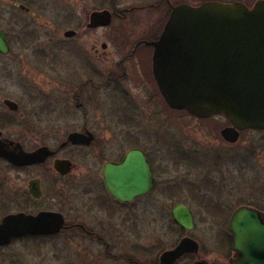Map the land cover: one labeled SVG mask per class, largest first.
<instances>
[{"label": "flooded vegetation", "instance_id": "af4514ba", "mask_svg": "<svg viewBox=\"0 0 264 264\" xmlns=\"http://www.w3.org/2000/svg\"><path fill=\"white\" fill-rule=\"evenodd\" d=\"M133 1L135 4L122 7L118 0H83L84 6L88 4L92 10L87 29L118 26L124 30L147 29L149 33L143 37L122 39L124 56L116 69L105 70L107 58L100 62L99 69L88 62L87 69H81L86 63L79 59V70H86L88 79L70 92L81 117L76 119L75 128L69 132H60L53 125L50 126V119L40 116L41 112L44 115L47 110L50 99L44 98V91L38 87L40 82L35 79L39 75H54L56 87L62 89L58 80L61 60L56 55V60L52 57L48 63V49L43 45H34L29 37L32 19L41 23L39 13L52 8L55 2L10 1L12 12L9 29L7 31L0 27L9 49L6 54L0 52V73L31 79L20 95L2 96L0 90V106L5 107L0 112V143L6 146L11 157L45 149L46 158L33 164H21L0 157V264H53V259H57V253L63 249L64 237L73 238L83 250L88 249L94 240L104 248L106 255L115 252L113 256H108L114 262L112 264L127 260L126 253H118L125 250L123 241L118 239L124 237L127 231L128 217L131 216L127 214V208L139 204L143 206V201L152 198L158 189L160 165L155 143L171 141L173 135L170 126L175 112L201 121L213 118L200 119L186 111L172 109L161 95L153 73L155 49L151 43L160 38L173 7L189 3H175L174 0ZM67 9V12L77 11L69 6ZM60 11H64V8L60 7ZM105 11L111 13L112 22L108 26L89 28L91 15ZM161 14L166 17L160 32ZM155 16H158L156 20ZM101 50L107 57L106 42L101 43ZM99 52L94 45L92 53L99 55ZM51 92L57 93L56 90ZM7 101L12 102L13 109L6 105ZM31 103L41 111L29 123L28 129H21L29 115L25 110ZM161 112L168 117L167 121L160 118ZM227 121L228 124L220 130V142L224 148L229 147L234 156L243 133L252 129L241 132L236 142H229L222 136V131L231 126ZM75 133L84 135L86 143L69 141ZM34 140L36 144L30 146L28 141ZM144 142L153 143V147L149 148ZM115 143L118 147H115ZM132 150H140L146 155L153 172L154 186L151 191L131 202H122L108 191L104 173L108 164L123 163ZM216 184H210L209 190H218L217 198H199L201 214L191 208L186 200L174 204L169 219L172 227L181 233V238L171 248L156 255L144 249V246L137 248L139 260L152 257L150 262L141 264H264V258L258 260L261 256L259 248L246 255L239 245L236 246L235 234L231 229V222L241 208L253 212L260 224H264V197L241 199L236 183H231L228 189L226 184ZM178 205L192 211L195 220L193 229L183 228L176 223L172 213ZM198 215L206 216L211 222L206 230L201 231L208 237L206 243L194 235L199 227ZM210 230L212 233L208 235ZM184 238L195 240L198 251L184 253L174 262H162L163 254L176 249ZM84 241L90 243L83 244ZM153 248L152 251L157 250ZM208 253H220L222 258L211 261ZM130 261L133 262L132 259Z\"/></svg>", "mask_w": 264, "mask_h": 264}, {"label": "rangeland", "instance_id": "374dc122", "mask_svg": "<svg viewBox=\"0 0 264 264\" xmlns=\"http://www.w3.org/2000/svg\"><path fill=\"white\" fill-rule=\"evenodd\" d=\"M10 1L0 0V27L7 31L10 26V12H12ZM118 1L122 3V7L135 4L133 0ZM207 1H238L252 6L257 0H174L175 3L186 2L194 6ZM53 2L55 3L52 4V8L39 13L41 23L32 19L29 37L35 43L34 45H43L48 49L50 54L48 63L51 59H55L56 55L61 60V64H58L61 67L58 80L62 84V89L56 87L54 75L47 74L36 77L35 79L40 82L38 87L44 91V98L50 99L49 105L43 115L42 112L40 113L41 109L34 105L36 102L29 104L25 110L29 115L21 129H28L29 123L40 113L41 117L51 120L50 126L53 125V128L60 132H69L75 128L76 119L81 117V113H78L75 108L70 92L88 79L86 70H79V59L83 61V64L86 63L85 67L81 69H87V62L99 69L100 62L105 58H107L104 64L105 70L116 69L124 56L121 47L122 39L143 37L149 31L147 29L124 30L118 26L110 29L90 30L87 29L86 24L92 11L91 6L88 4L84 6L83 0H53ZM67 6L73 7L77 11L67 12L70 9L66 10ZM60 7H63L64 11H60ZM56 9L59 10L56 11ZM164 17H166L164 14L160 15L158 29L160 32ZM156 18L158 16H155L154 20ZM46 23L50 24L47 26ZM70 30L77 32V36L72 39L66 38L64 33ZM103 42L108 44L107 57H104L105 54L101 50ZM94 45L100 50L99 55L92 53ZM104 68L102 67L101 70ZM30 79H26V76L16 78L0 73V90L3 92L1 95H20V92L24 90L23 87L29 85ZM55 90L57 93L51 92ZM3 108L5 107L1 104L0 112L3 111ZM173 116L174 120L170 126L173 135L171 141L155 143L157 160L160 165L158 189L152 198L143 201V206L141 204L129 206L126 210L127 214L131 215L128 217L127 231L124 237L118 239L122 240L125 246V250L118 251L119 254L126 253L127 260L123 261V264H137V260L141 264L152 260V257L139 260L137 248L144 246V249H149L151 254L155 252L156 255L157 252L169 249L174 243H177L182 235L172 227L169 219L171 209L178 201L186 200L191 208L201 214L202 206L199 198H217L219 196L218 190H209L210 184H226L225 187L228 189L231 183H236L241 199L264 197L263 131L252 130L243 133L237 144L236 154L232 156L230 148H224L220 142V130L228 124L225 116L217 115L202 121L185 113L175 112ZM160 118L165 121L168 119L162 112ZM21 129L19 128V130ZM36 142V140L28 141L30 146ZM144 144L149 148L153 147V143L144 142ZM115 147H118L117 143H115ZM220 156H223V159L219 158ZM142 208L143 211H141ZM198 218L199 227L194 235L202 243L204 241L206 243L208 237L204 236L201 231L206 230L207 225L211 222L204 215H198ZM211 233L212 230L208 232V235ZM62 243L63 249L59 254L57 253L58 260L53 259V264L114 263L108 259V256H113L112 254L115 252L106 255L103 251L104 248L94 240L93 243L91 242V246L85 250L79 248L78 242L71 237H64ZM89 243V241L83 242V244ZM152 246L158 251H152ZM220 258H222L220 253H208V259L211 261H218ZM131 259L133 262L130 261Z\"/></svg>", "mask_w": 264, "mask_h": 264}, {"label": "water", "instance_id": "95a60500", "mask_svg": "<svg viewBox=\"0 0 264 264\" xmlns=\"http://www.w3.org/2000/svg\"><path fill=\"white\" fill-rule=\"evenodd\" d=\"M111 22L108 11L94 12L89 28ZM76 34L70 30L64 36L73 38ZM151 44L155 49L154 77L172 109L200 119L225 116L231 126L222 131V136L229 142H236L245 130H264V0L252 6L238 1L177 5L160 38ZM8 50L4 31L0 30V52L6 54ZM6 105L13 109L12 102ZM84 139V135L75 133L69 141L86 143ZM0 157L33 164L46 158V150L11 157L0 143ZM104 176L110 194L122 202H131L154 186L151 166L140 150L130 151L121 164H108ZM172 214L181 227L193 229L195 220L188 207L178 205ZM231 229L240 250L247 255L257 247L261 250L258 260L264 258V224L253 212L241 208ZM198 249L195 240L184 238L176 249L163 254L162 262H174Z\"/></svg>", "mask_w": 264, "mask_h": 264}]
</instances>
